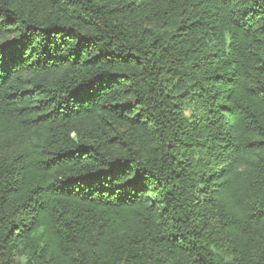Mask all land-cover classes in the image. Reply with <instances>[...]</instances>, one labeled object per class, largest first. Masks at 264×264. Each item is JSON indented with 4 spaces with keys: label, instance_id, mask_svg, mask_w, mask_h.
<instances>
[{
    "label": "trees",
    "instance_id": "trees-1",
    "mask_svg": "<svg viewBox=\"0 0 264 264\" xmlns=\"http://www.w3.org/2000/svg\"><path fill=\"white\" fill-rule=\"evenodd\" d=\"M0 264H264V0H0Z\"/></svg>",
    "mask_w": 264,
    "mask_h": 264
}]
</instances>
